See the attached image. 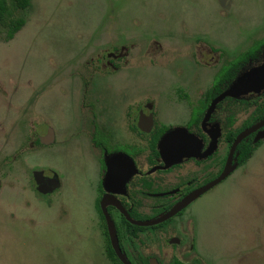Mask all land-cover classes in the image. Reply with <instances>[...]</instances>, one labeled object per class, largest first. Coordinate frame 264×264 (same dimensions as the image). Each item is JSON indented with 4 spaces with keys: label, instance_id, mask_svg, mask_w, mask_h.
<instances>
[{
    "label": "rangeland",
    "instance_id": "1",
    "mask_svg": "<svg viewBox=\"0 0 264 264\" xmlns=\"http://www.w3.org/2000/svg\"><path fill=\"white\" fill-rule=\"evenodd\" d=\"M6 1L25 24L11 39L0 27V264H96L91 196L83 172L72 165L75 153L65 145L63 128L74 117L69 102L78 105L83 66L123 45L128 63L120 73L144 75L149 84L165 75L160 66L188 57L191 45L234 55L264 35V0H30L23 10ZM143 67L149 72L141 73ZM216 68L202 76L200 88ZM122 82L114 89L121 90ZM49 124L54 143L32 145L33 133L44 136ZM261 141L191 212L212 251L227 254L230 264H264ZM66 159L71 172L60 175L65 189L49 197L36 194L32 170L53 167L60 173ZM85 169L91 176L88 163Z\"/></svg>",
    "mask_w": 264,
    "mask_h": 264
},
{
    "label": "flooded vegetation",
    "instance_id": "2",
    "mask_svg": "<svg viewBox=\"0 0 264 264\" xmlns=\"http://www.w3.org/2000/svg\"><path fill=\"white\" fill-rule=\"evenodd\" d=\"M186 51L189 58L160 66L165 75L155 76L149 84L144 75L120 73L128 63L129 50L123 45L86 62L90 66L84 65L78 77V105L69 102L67 109L74 117L63 128L69 136L65 145L75 153L72 165L83 172V186L91 196L87 206L92 211L89 226L96 229L92 241L96 264H125L113 246L103 210L127 264H230L227 254L212 251L191 212L194 203L216 186L197 192L219 176L235 137L264 118V35L234 55L211 45L202 50L191 45ZM215 65L200 88L202 76ZM146 68L141 73L149 72ZM119 78L125 84L115 90ZM150 84L152 93L147 92ZM234 84L240 85L238 89ZM174 129H183L190 137L165 139ZM54 131L49 124L44 136L33 133L32 145H52ZM256 132L236 149L244 141L260 142H253ZM83 154L88 159H77ZM68 160L61 174L53 167L32 170L36 194L49 197L65 189L60 175L70 174ZM35 171L53 181L52 190H38ZM183 202L163 221L148 225L130 221L156 220ZM60 207L65 216L68 206Z\"/></svg>",
    "mask_w": 264,
    "mask_h": 264
},
{
    "label": "water",
    "instance_id": "3",
    "mask_svg": "<svg viewBox=\"0 0 264 264\" xmlns=\"http://www.w3.org/2000/svg\"><path fill=\"white\" fill-rule=\"evenodd\" d=\"M262 126H264V118L260 122H258L257 124H254V125H252L249 128H246L244 131L240 132L235 137V139L233 140V142L231 144V147L229 149V153H228L225 165H224L221 173L219 174V176H217L211 182H209L205 186L199 188L198 191H197L198 193L204 192L205 190L217 185L218 183L223 181L225 178H227L231 174V172L236 168V166L238 165L237 162H236V159H237V156H238V152L235 153V149H236V146L238 145V143L242 139H244L249 134L257 131L255 137L253 138V142H257L258 140H264V128L260 129ZM181 135H185V136L187 135V136L190 137V135L187 134V132H185V130H183V129H174V130L168 131L165 134V139L170 140V139H174V138H176L178 136L180 137ZM185 136H182V137L184 138ZM34 177H35V179L37 181L38 190L40 192H42V193H46V192L52 190V188L55 185V184H52L53 183L52 180H49V179L45 180L46 178H44L42 176V171H35L34 172ZM189 199H190V197H189ZM183 204H184V202L174 206L169 212L161 215L156 220L147 221V222H139V221H135V220L130 219V221L132 223H134V224H137V225H148V224L160 222V221H163V220L169 218L170 216L174 215L182 207ZM103 212H104V214L106 216V219L108 221L109 230H110V233H111V236H112L113 246H114L115 250L118 252L120 259L125 264H127V262L124 260V258L122 257V255L119 252L114 225H113L112 221L110 220L107 212L105 210H103Z\"/></svg>",
    "mask_w": 264,
    "mask_h": 264
},
{
    "label": "trees",
    "instance_id": "4",
    "mask_svg": "<svg viewBox=\"0 0 264 264\" xmlns=\"http://www.w3.org/2000/svg\"><path fill=\"white\" fill-rule=\"evenodd\" d=\"M29 4L30 0H12L13 10H23L27 8ZM24 24L25 19L14 15V11L11 10L6 0H0V27L5 28V37L7 39L13 38L15 33L18 32ZM233 136L234 134L229 137V140H231ZM261 143V141L255 144H247L245 141L242 142L236 149L238 152L236 159L238 166L245 164Z\"/></svg>",
    "mask_w": 264,
    "mask_h": 264
}]
</instances>
